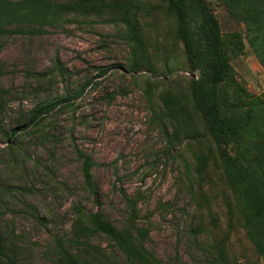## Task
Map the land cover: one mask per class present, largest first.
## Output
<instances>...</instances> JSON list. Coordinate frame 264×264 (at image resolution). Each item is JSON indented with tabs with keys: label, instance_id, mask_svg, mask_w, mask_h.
Returning <instances> with one entry per match:
<instances>
[{
	"label": "trees",
	"instance_id": "1",
	"mask_svg": "<svg viewBox=\"0 0 264 264\" xmlns=\"http://www.w3.org/2000/svg\"><path fill=\"white\" fill-rule=\"evenodd\" d=\"M216 2L238 30L222 33L208 0H0V54L3 39L42 36L68 17H94L121 27L120 39L128 47L125 70L141 77L150 121H161L170 150L182 147L189 156L190 163L184 164L193 207L188 231L194 238L207 237L202 260L264 264V91L250 92L231 63L245 55L248 45L264 69V0ZM50 72L65 75L58 62ZM6 73L0 58V78ZM133 83L139 85L134 77ZM10 96L11 90L0 86V121ZM62 102L36 107L24 129L57 107L63 111L73 105ZM3 134L16 136L15 130ZM75 154L83 186L100 207L92 177L95 163L83 151ZM123 197L120 226L100 211L73 203L69 229L54 238L43 264H162L147 247L150 230L139 223V197ZM8 224L0 230V264H31L23 260L13 222Z\"/></svg>",
	"mask_w": 264,
	"mask_h": 264
},
{
	"label": "rangeland",
	"instance_id": "2",
	"mask_svg": "<svg viewBox=\"0 0 264 264\" xmlns=\"http://www.w3.org/2000/svg\"><path fill=\"white\" fill-rule=\"evenodd\" d=\"M208 1L222 33L238 30L216 0ZM121 34V27L94 17H68L42 36L2 40L7 73L0 86L11 96L0 121V230L13 222L25 262L49 259L54 238L69 229L73 203L120 226L126 195L139 197V223L150 230L147 247L162 264H205L201 247L207 237L194 238L188 231L193 207L184 164L189 156L182 147L170 150L161 121H150L141 77L125 70L128 47ZM245 51L231 63L237 79L257 95L264 91V69L252 47L246 45ZM56 62L65 70L63 77L50 72ZM59 100L73 105L63 111L57 107L24 129L36 107ZM11 130L16 136L8 139L3 133ZM75 150L95 163L100 207L83 186ZM95 241L106 246L103 239Z\"/></svg>",
	"mask_w": 264,
	"mask_h": 264
}]
</instances>
